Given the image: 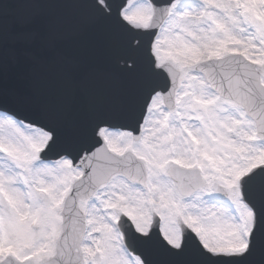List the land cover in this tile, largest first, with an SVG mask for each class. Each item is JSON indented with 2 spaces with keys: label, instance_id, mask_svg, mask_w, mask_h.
Wrapping results in <instances>:
<instances>
[{
  "label": "snow or ice",
  "instance_id": "obj_1",
  "mask_svg": "<svg viewBox=\"0 0 264 264\" xmlns=\"http://www.w3.org/2000/svg\"><path fill=\"white\" fill-rule=\"evenodd\" d=\"M0 264H264V0H0Z\"/></svg>",
  "mask_w": 264,
  "mask_h": 264
},
{
  "label": "water",
  "instance_id": "obj_2",
  "mask_svg": "<svg viewBox=\"0 0 264 264\" xmlns=\"http://www.w3.org/2000/svg\"><path fill=\"white\" fill-rule=\"evenodd\" d=\"M23 18L24 13H20ZM49 23H59L63 29L64 39L60 44L54 58L45 55L44 64L47 74L53 79H59L60 74L56 71V60L67 57L72 59L71 74L83 79L93 70H100L104 67L103 39L99 31L89 25L86 21L76 17L72 13H65L59 17H49ZM40 21H37V26ZM24 86L26 81H20ZM87 91L81 89L77 95L79 102H85Z\"/></svg>",
  "mask_w": 264,
  "mask_h": 264
}]
</instances>
